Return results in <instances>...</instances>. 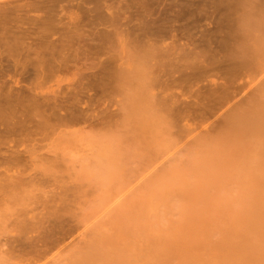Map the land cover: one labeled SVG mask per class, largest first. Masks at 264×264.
Masks as SVG:
<instances>
[{"label":"rangeland","instance_id":"1","mask_svg":"<svg viewBox=\"0 0 264 264\" xmlns=\"http://www.w3.org/2000/svg\"><path fill=\"white\" fill-rule=\"evenodd\" d=\"M43 1L29 17L61 21L48 67L24 46L0 52V264H264V0Z\"/></svg>","mask_w":264,"mask_h":264},{"label":"bare ground","instance_id":"2","mask_svg":"<svg viewBox=\"0 0 264 264\" xmlns=\"http://www.w3.org/2000/svg\"><path fill=\"white\" fill-rule=\"evenodd\" d=\"M2 1V0H1ZM6 1V0H5ZM12 1V0H11ZM11 1L10 2H5V3H0V43L1 44H3L2 46L4 47L3 49L2 48H0V52H3V50L5 49H8V50H6L5 52H3L2 54H5L6 52H9V50H12V51H14L15 49L17 50V48L20 50V47L21 46H24L23 47V49H21L20 51H25L27 54L28 53H30V52H33V53H31V55L33 54V55H35V57L37 58V60H35V57L34 56H32V58L35 60L34 62H35V64L37 65L38 63H43L44 61V59H42L40 56H39V54H41V55H45V53H43L44 51H46V50H48V49H52L51 51H53V49H54V45L56 44V42L54 43V41H51V44H50V40H47V37H49V35L48 34H50V33H48L49 32V30H48V26H51L52 25V27H54L53 26V24H55V26H58L57 24H60V22L58 21V23H57V21H56V23L54 22L55 21V18L52 20V18H53V14H51V9H48V7L47 8H45L44 10H45V14H43V16H40V17H36V18H32V17H29L30 15H28V12L30 11V10H32L34 7V5H35V7H37L36 5H38V4H35V2L36 1H38L40 4H41V2L43 1H41V0H36V1H31V3H24L23 5H19V4H10L11 3ZM41 1V2H40ZM95 1V0H94ZM106 1V0H105ZM115 1H118V0H115ZM142 1V0H141ZM150 1V0H149ZM152 1H155V0H152ZM160 1V0H159ZM158 0L157 1H155V2H159ZM163 1H165V0H163ZM169 1V0H168ZM168 1H166V2H168ZM206 1H208V0H206ZM226 1V3H227V0H225ZM240 1V0H239ZM253 1V0H252ZM256 1V0H255ZM4 2V1H3ZM24 2H26V1H24ZM29 2V1H28ZM44 2V1H43ZM42 2V3H43ZM45 2H46V4L49 2V0H45ZM134 2V1H133ZM138 2V1H137ZM154 2V3H155ZM166 2H164V3H166ZM171 2V1H170ZM169 2V3H170ZM175 2V1H174ZM177 2V1H176ZM176 2H175V4H176ZM194 2V1H193ZM209 2H211V1H209ZM222 2V1H221ZM236 5L234 6V7H237V3L235 2V1H233ZM13 3V2H12ZM109 2H107L106 4H108ZM135 3V2H134ZM144 3H146L145 1H144ZM150 3V2H149ZM161 2H159V4H160ZM169 3H167V4H169ZM181 3V2H180ZM190 3V2H189ZM224 3V2H223ZM230 3V2H229ZM232 3V2H231ZM230 3V4H231ZM239 3V2H238ZM95 4H97L96 2H95ZM105 4V5H106ZM123 4H127V3H123ZM147 4H148V0H147ZM145 5V6H148V5ZM158 4V3H157ZM171 4H173V1H172V3ZM186 4H188L187 2L186 3H184V7L185 8H187V11H188V7H186ZM191 4V3H190ZM190 4H188V5H190ZM210 4H212V3H210ZM256 4H258V3H256ZM8 5H12V7H7ZM17 5V6H16ZM45 5V4H44ZM108 5H110V3L108 4ZM120 5V4H119ZM122 5V4H121ZM149 5H153L152 3L151 4H149ZM163 5H165V4H163ZM178 5V4H177ZM182 5V4H181ZM180 5V6H181ZM232 5V4H231ZM39 6V5H38ZM41 6V5H40ZM43 6V5H42ZM129 6V5H128ZM162 6V5H161ZM171 6V8L173 7V5H170ZM207 6V5H206ZM33 7V8H32ZM93 7V6H92ZM98 7V6H97ZM106 7H108V6H106ZM122 7H123V5H122ZM142 7H144V6H142ZM150 7H152V6H150ZM165 7H168L167 5L165 6ZM176 6L174 5V8H175ZM190 8H191V6H189ZM201 7V6H200ZM216 7V6H215ZM228 7H230V5L228 6ZM234 7H232V8H234ZM39 7H37V9H38ZM50 8H51V6H50ZM105 8V7H104ZM124 8H126V6L124 7ZM134 8V7H133ZM169 8V7H168ZM177 8V7H176ZM205 8H207V7H205ZM208 8H210V7H208ZM35 9V8H34ZM40 9H42V8H40ZM47 9H48V11H47ZM116 10H118L117 8H115ZM154 9H155V6H154ZM160 9H161V7H160ZM204 9V8H203ZM91 10V9H90ZM109 10V9H108ZM115 10V11H116ZM130 10V9H129ZM134 10V9H133ZM152 10V9H151ZM176 10V9H175ZM185 10V9H184ZM190 10V9H189ZM193 10V9H192ZM250 10V9H249ZM248 10V11H249ZM253 10V9H252ZM109 11H111V10H109ZM135 11H136V13H137V11L138 10H136L135 9ZM146 11V10H145ZM172 11H174V10H172ZM171 11V12H172ZM178 11H180V10H178ZM181 11H183V10H181ZM186 11V12H187ZM251 11V10H250ZM255 11V10H254ZM253 11V12H254ZM44 12V11H43ZM53 12V11H52ZM89 12H92V11H89ZM95 12L96 11H94L93 13L95 14ZM119 12V11H118ZM256 12V11H255ZM106 13H108V12H106ZM138 13H140V12H138ZM143 13H146V12H143ZM175 13H179V12H176L175 11ZM181 13V12H180ZM192 13V12H191ZM228 13H230V12H228ZM100 14V13H99ZM98 14V15H99ZM114 14V13H113ZM112 14V15H113ZM150 14V13H149ZM148 13H146V15L145 16H147L148 17V15H149ZM166 14V13H165ZM171 14V13H170ZM184 14H186V13H184ZM189 14V13H188ZM97 15V14H96ZM102 15V14H101ZM108 15H110V14H108ZM117 15H119V14H117ZM137 15V14H136ZM153 15V14H152ZM174 15V14H173ZM179 14H177V16H178ZM198 15V14H197ZM103 17L104 16H106V15H102ZM143 16V15H142ZM155 16V15H154ZM166 16H168L167 14H166ZM196 15H194V17H195ZM208 16V15H207ZM211 16V15H210ZM246 16H249V18H246V19H250V17H252V16H250V14H247ZM253 16H255V15H253ZM56 17V16H55ZM112 18H113V16H111ZM116 17H118V16H116ZM136 17V16H135ZM140 17V16H139ZM149 17H152V16H149ZM199 17V16H198ZM228 17V16H227ZM104 18H106V17H104ZM108 18V17H107ZM111 18V19H112ZM137 18V17H136ZM231 18V17H230ZM255 18H257V17H255ZM255 18H251V19H255ZM109 19V18H108ZM119 20H116V18L114 19L115 21H121L120 20V18H118ZM124 19V18H123ZM127 19V18H126ZM148 19V18H147ZM156 19V18H155ZM187 19V21H189L188 20V18H186ZM191 19H193V18H191ZM218 19H219V17H218ZM250 19V20H251ZM57 20V19H56ZM74 20V19H73ZM128 20V19H127ZM127 20H125V22L127 21ZM153 20V19H152ZM158 20V19H157ZM169 20V19H168ZM193 20H195V19H193ZM198 20V19H197ZM220 20V19H219ZM226 20V19H225ZM231 20V19H230ZM256 20V19H255ZM72 21V20H71ZM106 21V20H105ZM131 21L132 20H130V22H128L127 21V23H130V24H132L131 23ZM134 21V20H133ZM132 21V22H133ZM138 21V20H137ZM160 21V20H159ZM52 22H54L53 24H51L50 25V23H52ZM93 24H94V22L93 21H91ZM95 22H96V20H95ZM183 21H181V23H182ZM228 22V21H227ZM252 22V21H251ZM23 23H25V24H27L28 26H30L31 25V30H32V28H35V31L33 30V33L30 31V33L28 32V33H25L26 31H28V30H26V29H24V30H22V28H24V27H22V25L24 26L25 24H23ZM106 23V22H105ZM112 23V22H111ZM127 23H126V25H127ZM134 23H135V21H134ZM137 23V22H136ZM136 23H135V25H136ZM140 23V22H139ZM158 23V22H157ZM176 22L174 21V24H175ZM180 23V24H181ZM189 23H191V22H189ZM198 23V22H197ZM229 23V22H228ZM70 24V23H69ZM91 24V23H90ZM97 24V23H96ZM123 24V23H122ZM156 24V23H155ZM192 24V23H191ZM230 24V23H229ZM26 25V26H27ZM62 25H64V24H61V26ZM66 25V24H65ZM64 25V26H65ZM75 25H77V24H74V26ZM89 25V24H88ZM107 25H109V26H111L110 25V23L109 24H106V27H107ZM117 25V24H116ZM119 25V24H118ZM132 25H134V24H132ZM134 25V26H135ZM150 25V24H149ZM154 25V24H153ZM193 25V24H192ZM198 25H199V23H198ZM64 26H63V28H64ZM74 26H69V27H71V28H74ZM155 26V25H154ZM172 26V25H171ZM174 26V25H173ZM182 26V25H181ZM252 26V25H251ZM127 27V26H126ZM131 27H133V26H131ZM148 27V26H147ZM38 28V29H37ZM115 28V27H114ZM129 28V27H128ZM134 28V27H133ZM135 28H137V26H135ZM133 29V30H135V31H137L136 29ZM159 28V27H158ZM168 28V27H167ZM166 28V29H167ZM181 28H183V27H181ZM180 28V29H181ZM253 28V27H252ZM27 29H29V28H27ZM37 29V30H36ZM75 29V28H74ZM112 29V28H111ZM123 29V28H122ZM141 29V28H140ZM140 29H138V32H139V30ZM179 29V28H178ZM24 31V32H22V31ZM26 30V31H25ZM83 30V29H82ZM108 30H110L109 28L107 29V31ZM131 30H132V28H131ZM132 30V31H133ZM154 30V29H153ZM159 30V29H158ZM182 30V29H181ZM227 30H230V29H227ZM232 30V29H231ZM38 31V32H37ZM115 31H116V29H115ZM114 31V32H115ZM147 30H145V32H146ZM161 31H165L166 32V30H161ZM171 32L173 31L174 33H175V31H177V30H170ZM183 31V30H182ZM234 31V30H233ZM61 32V31H60ZM65 32V31H64ZM70 32V31H69ZM74 32H76V33H79V32H77V30H75ZM73 31H71V34H70V36L68 37L67 36V38H71L72 36H74V37H76L75 35H76V33H74ZM91 32V31H90ZM108 32H110V31H108ZM114 32H113V34H114ZM120 32H121V30H120ZM122 32H124L123 33V36L121 37L122 39H124L123 37H124V34H125V30L124 31H122ZM172 32V33H173ZM191 32V31H190ZM194 32H195V30H194ZM193 32V33H194ZM197 32H198V30H196V34H197ZM200 32H201V30H200ZM199 32V33H200ZM48 33V34H47ZM53 33V32H52ZM55 33V32H54ZM74 33V34H73ZM101 33V32H100ZM103 33V32H102ZM105 33V32H104ZM116 33H117V31H116ZM130 33V32H129ZM132 33V32H131ZM141 33H143V32H141ZM229 33V32H228ZM231 33V32H230ZM235 33V32H234ZM31 34V35H30ZM55 34H57V36H58V33H55ZM64 34H66V33H64ZM97 34V33H96ZM106 34H107V32H106ZM128 34V33H127ZM135 34V33H134ZM134 34H133V36H134ZM155 34H157V33H155ZM162 34V33H161ZM176 34V33H175ZM195 34V33H194ZM193 34V35H194ZM202 34H206L205 32H203ZM232 34V33H231ZM48 35V36H47ZM62 35V34H61ZM115 35V34H114ZM121 35V34H120ZM131 35V34H130ZM137 35H139L138 33H137ZM142 35V34H141ZM147 34H145V38L146 37H148V35L146 36ZM159 37H161V35L160 34H157ZM171 35V34H170ZM174 35V34H173ZM177 35V34H176ZM176 35L175 36H172L173 37V39L176 37ZM179 35V34H178ZM177 35V36H178ZM181 35V34H180ZM210 35H212V34H210ZM51 36V35H50ZM128 36V35H127ZM153 36H156V35H153ZM164 36L166 37L167 36V38H168V34H166V35H163L161 38H164ZM182 36L183 37H185L184 36V34H182ZM186 36H188V34L186 35ZM195 36V35H194ZM197 36V35H196ZM201 36V35H200ZM229 36H231V35H229ZM81 37V36H80ZM98 37V36H97ZM102 38H103V36H101ZM105 37V36H104ZM130 37V36H129ZM128 37V38H129ZM142 37H144V36H142ZM141 37V38H142ZM172 37L170 36V40H173L172 39ZM178 37H180V36H178ZM236 37V36H235ZM258 37V36H257ZM260 37V36H259ZM258 37V38H259ZM73 38V37H72ZM77 39H78V37H76ZM115 38H116V36H115ZM119 38H120V36H119ZM119 38H116L115 40H116V43H117V41H118V39ZM139 37H136V41H137V39H138ZM151 38V36H149V39ZM155 38V37H154ZM154 38H152V39H154ZM186 38L187 37H185V40H186ZM25 39H31V40H28L29 42L30 41H32V43H34V45L35 46H37V48L35 47V46H33V47H35V48H32L30 45H31V43H30V45H28V44H26L27 42V40L25 41ZM65 38H63V40H64ZM74 39V38H73ZM90 39V38H89ZM144 39V38H143ZM143 39H141V40H143ZM151 39V40H152ZM160 39V38H159ZM158 38H157V40H159ZM166 39V38H165ZM164 39V40H165ZM179 39H182L181 37L179 38ZM199 39H200V37H199ZM201 39H203V38H201ZM229 39V38H228ZM232 39V38H231ZM234 39V38H233ZM259 39H261V38H259ZM63 40H61V41H63ZM75 40V39H74ZM81 40V39H80ZM120 40V39H119ZM134 40V39H133ZM147 41H148V39H146ZM155 40V39H154ZM153 40V41H154ZM156 40V41H157ZM168 40V39H167ZM176 40H178L177 38H176ZM196 40V39H195ZM203 40H205V39H203ZM223 40V39H222ZM48 41V42H47ZM59 41V40H58ZM60 41V43H62ZM69 41H73L72 39L71 40H69ZM77 41V40H76ZM135 41V42H136ZM150 41V40H149ZM148 41V42H149ZM163 40L162 39H160V41L159 42H162ZM197 41V40H196ZM198 41H200V40H198ZM231 41V40H230ZM21 42L24 44H21ZM53 42V43H52ZM121 42V41H120ZM125 42V41H124ZM134 42V43H135ZM138 42H140V41H138ZM143 42V41H142ZM151 42V41H150ZM155 42V41H154ZM173 42H175V40H173ZM192 42H194V41H192ZM204 42V41H203ZM220 42H221V40H220ZM224 42H225V40H224ZM73 43V42H72ZM72 43H70V44H72ZM102 43V42H101ZM115 43V44H116ZM144 43V42H143ZM165 43V42H164ZM168 43H170V42H168ZM179 43V42H178ZM195 43V42H194ZM225 43H227V42H225ZM232 43V42H231ZM237 43V42H236ZM25 44H26V46H25ZM49 44V45H48ZM67 44V43H66ZM94 44H96V43H94ZM93 44V45H94ZM119 44V43H118ZM122 44V43H121ZM121 44H119V46L121 47ZM125 44V43H124ZM144 44H146V43H144ZM151 44V43H150ZM155 44H156V42H155ZM154 44V45H155ZM187 44H189V43H187ZM198 44H200V43H198ZM58 45V44H57ZM100 45H102V44H100ZM104 45V44H103ZM135 45V44H134ZM154 45H152L151 47H153ZM165 45V44H164ZM171 45V44H170ZM175 44L173 43V46H174ZM227 45V44H226ZM232 45H234V44H232ZM1 46V45H0ZM28 46V47H27ZM61 46V45H60ZM98 47H99V45H97ZM107 46V45H106ZM123 46V45H122ZM137 46V45H136ZM135 46V47H136ZM156 46V45H155ZM205 47L206 46H208V43H207V45H204ZM25 47H27V48H25ZM50 47H52V48H50ZM59 47V46H58ZM77 48L79 47V46H76ZM97 47V48H98ZM108 47V46H107ZM123 47H126L125 45L123 46ZM128 47V46H127ZM133 48V49H131V50H135V49H137V48ZM138 47H140V45L138 46ZM150 47V48H151ZM157 47V46H156ZM201 47H202V45H201ZM22 48V47H21ZM129 48V47H128ZM148 48V47H147ZM149 48V49H150ZM160 48V47H159ZM164 48V47H163ZM167 48V47H166ZM173 48V47H172ZM194 49L195 48H197L196 46L195 47H193ZM236 48H238V46L236 47ZM57 50H58V48H56ZM78 49H82V47H79ZM101 49H102V47H101ZM104 49V48H103ZM110 49V48H109ZM148 49V50H149ZM152 50H153V48H151ZM155 49V48H154ZM171 49V48H170ZM231 49V48H230ZM16 50H15V52H12V53H14V54H16L17 55V52H19V51H17L16 52ZM130 50V48L128 49V51L130 52L131 51ZM147 50V49H146ZM151 50V51H152ZM161 50H163V49H161L160 48V54H163V53H161ZM164 50H165V48H164ZM192 51H193V49H191ZM212 50V49H211ZM229 50V49H228ZM23 51V52H24ZM49 51V50H48ZM56 51V50H55ZM77 51H80V50H77ZM83 51V50H82ZM109 51V50H108ZM140 51H144V50H141L140 49ZM158 51V50H157ZM167 51H169V50H167ZM177 51H179L178 49H177ZM182 51V50H181ZM218 51V50H217ZM216 51V52H217ZM237 51H238V49H237ZM244 52H246L245 50H243ZM249 51V50H248ZM247 51V52H248ZM50 52V51H49ZM60 52V51H59ZM134 53H141V55L143 54L142 52H136V51H133ZM146 51H144V53H145ZM148 52V51H147ZM159 52V51H158ZM194 52H196L195 50H194ZM242 51H238V53H239V59H237V61H241V62H243L242 60H243V58H242V55L240 54ZM21 53V55H22V52H20ZM43 53V54H42ZM53 53H55V52H53ZM150 53V52H149ZM151 53H153V52H151ZM155 53H157V52H155ZM154 53V54H155ZM172 53H175V52H172ZM14 54H13V56H14ZM25 54V53H24ZM23 54V55H24ZM82 54V53H81ZM135 54V55H136ZM178 54V53H177ZM229 54H231L230 56H232V53H229ZM234 54H235V52H234ZM1 55V54H0ZM10 55V54H9ZM19 55V54H18ZM29 55V54H28ZM58 55V54H57ZM152 55L153 54H151V55H148V54H143V56H144V60H145V57H148L147 59H151V58H153L152 57ZM159 55V54H158ZM164 55H166V54H164ZM237 55V54H236ZM20 56V55H19ZM18 56V57H19ZM26 56V55H25ZM60 56V55H59ZM127 56V55H126ZM139 56V55H138ZM149 56H151V57H149ZM155 56V55H154ZM229 56V55H228ZM6 57H8V56H6ZM11 57V56H10ZM9 57V58H10ZM50 56H48V58H49ZM52 57H55L54 55L52 56ZM142 57V56H141ZM140 57V58H141ZM160 57V56H159ZM168 57H170L169 59L170 60H172L171 59V57H173V56H168ZM44 58V57H43ZM46 58V57H45ZM59 58V57H58ZM110 58V57H109ZM127 58V57H126ZM132 58H133V56H132ZM166 58V57H165ZM210 58H211V56H210ZM242 58V59H241ZM14 59V58H13ZM19 59V58H18ZM22 59V58H21ZM23 59H25V57H23ZM53 59V58H52ZM55 59V58H54ZM154 59H155V57H154ZM154 59H152V60H154ZM167 59V58H166ZM209 59V58H208ZM212 59V58H211ZM230 59V58H229ZM232 59H233V57H232ZM231 59V60H232ZM5 60H7V59H5ZM12 60V59H11ZM10 60V61H11ZM29 60V59H28ZM48 60V59H47ZM61 60V59H60ZM124 60V59H123ZM133 60H135L134 58H133ZM218 60H220V59H218ZM225 60H228V59H225ZM13 61H15V60H13ZM22 61V60H21ZM42 61V62H41ZM46 61V60H45ZM62 61V60H61ZM130 61H131V59H130ZM135 61H137V60H135ZM154 61H156V59L154 60ZM175 61V60H174ZM216 61V60H215ZM223 61V60H222ZM235 63H234V62ZM237 61H235V59H233L232 61H227V63L228 62H230V65L232 64V66L233 67H235L234 66V64L238 67L239 66V64L241 63V62H237ZM12 62V61H11ZM18 62V61H17ZM23 62V61H22ZM25 62H27V61H25ZM33 62V63H34ZM50 62H52L51 60H50ZM55 62H57V61H55ZM59 62V61H58ZM64 62V61H63ZM126 62H127V60H126ZM139 62H140V59H139V61H137L136 62V65H139ZM144 62V61H143ZM142 62V63H143ZM146 62V61H145ZM150 62V61H149ZM232 62V63H231ZM33 63H31V64H33ZM60 63V62H59ZM109 63V62H108ZM152 62H150L149 63V65H147V63H143L144 65H147V66H149L150 67V64H151ZM170 63H174V62H170ZM215 63H217V62H215ZM223 63H225V62H223ZM223 63H221V64H223ZM237 63H238V65H237ZM244 63H245V61H244ZM15 64V63H14ZM18 64V63H17ZM20 64V63H19ZM23 64H25V63H23ZM29 64V63H28ZM48 64H50V63H48ZM53 64H55V63H53ZM52 64V65H53ZM121 64V63H120ZM124 64H126L124 67H126L127 66V63H124ZM177 64H178V62H177ZM56 65V64H55ZM130 65V64H129ZM131 65H135V64H131ZM144 65H142V66H144ZM170 65H172V64H170ZM188 65V64H187ZM190 66H191V64H189ZM193 65H195L194 63H193ZM202 65V64H201ZM225 65H227L226 63H225ZM243 65H245V64H240V68H241V70H242V68H244V66ZM19 66V65H18ZM30 66V65H29ZM33 66H34V64H33ZM33 66H32V68H33ZM42 66H45V62L42 64ZM40 67V70L41 69H43L44 67ZM50 66V65H49ZM108 66H111V65H108ZM153 66V65H152ZM200 66V65H199ZM198 66V67H199ZM212 66V65H211ZM210 66V67H211ZM219 66H221V65H219ZM241 66H243V67H241ZM14 67V66H13ZM37 67H39V66H37ZM36 67V68H37ZM45 67H48V65L47 66H45ZM54 67H56V66H54ZM145 67V66H144ZM153 67H155V66H153ZM188 66H186V68H187ZM192 67H194V66H192ZM230 67V66H229ZM237 67H235V68H237ZM24 68V67H23ZM22 68V69H23ZM102 68V67H101ZM128 68H133V66H129ZM138 68V67H137ZM190 68V67H189ZM195 68H197V67H195ZM202 68V67H201ZM216 67H214V69H215ZM225 68V67H224ZM104 69V68H103ZM107 69V68H106ZM124 69V68H123ZM135 69V68H134ZM134 69H132V71L134 70ZM148 69H150V68H148ZM177 69H178V66H177ZM230 69H232V68H230ZM234 69V68H233ZM37 70H38V68H37ZM39 70V71H40ZM109 70H110V68H109ZM119 70V69H118ZM126 70V69H125ZM128 70V69H127ZM126 70V71H127ZM143 70V68L141 69V67H140V69L138 70V71H141V72H143L142 71ZM179 70V69H178ZM202 70V69H201ZM204 70V69H203ZM220 70V69H219ZM238 70V69H237ZM240 69H239V71H241ZM244 70V69H243ZM54 71V70H53ZM101 71H103V70H101ZM123 71V70H122ZM192 71V70H191ZM199 71H200V69H199ZM218 71V70H217ZM236 71V70H235ZM103 72H105V71H103ZM121 72V71H120ZM228 72V71H227ZM226 72V73H227ZM238 72V71H237ZM34 73V72H33ZM35 73H37V72H35ZM101 73V72H100ZM132 73V72H131ZM231 73V72H230ZM39 74V73H38ZM98 74V73H97ZM102 74V73H101ZM105 74H107V72L105 73ZM126 75H128L129 77L130 76H133V74H130L129 72L128 73H125ZM130 74V75H129ZM143 74H145L144 72L142 73V74H139V73H136V75H141V76H139V77H142V75ZM148 74V73H147ZM147 74H145V75H147ZM216 74V73H215ZM219 74V73H218ZM234 74V73H233ZM238 74H240V72L238 73ZM122 75V74H121ZM121 75H120V77H121ZM151 75V74H150ZM35 76V75H34ZM34 76H33V78H34ZM37 76V75H36ZM43 76H45V75H43ZM100 77H101V75H99ZM107 76V75H106ZM123 76V75H122ZM94 77H95V75H94ZM99 77V78H100ZM105 77V76H104ZM145 77V76H144ZM144 77H142V79L144 78ZM147 77H149L148 75H147ZM230 77H231V75H230ZM229 76H228V79L230 78ZM232 77H234V76H232ZM236 77V76H235ZM102 78V77H101ZM125 78V77H124ZM150 78V77H149ZM40 79H42V78H40ZM103 79V78H102ZM135 79H137V81H139L138 80V78H137V76H136V78ZM140 80H141V78H139ZM37 80H39V79H37ZM112 80H113V77H112ZM125 80V79H124ZM129 80H130V78H129ZM103 81V80H102ZM121 81H123V79L121 78L119 81H118V83H121ZM126 81H128V78L126 79ZM126 81L125 82H122V83H126ZM134 81V80H133ZM132 81V83H135V82H133ZM146 81V80H145ZM148 81V80H147ZM152 81H154V79H152L151 80V82ZM35 82H36V79H35ZM104 82V81H103ZM102 82V83H103ZM111 83V82H110ZM115 83V82H114ZM128 83V82H127ZM146 83H150V82H146ZM153 83V82H152ZM116 84V83H115ZM129 84V83H128ZM224 84V83H223ZM36 85V84H35ZM105 85H109V84H105ZM117 85V84H116ZM119 85V84H118ZM117 85V86H118ZM144 85V84H143ZM177 85V84H176ZM104 86V85H103ZM223 86V85H222ZM105 87V86H104ZM120 87H121V85H120ZM124 87H130L129 85H125V84H122V88H124ZM224 87V86H223ZM226 87H229V86H226ZM30 88H33V87H30ZM29 88V89H30ZM34 88H36V87H34ZM230 88V87H229ZM127 89H129V88H127ZM222 89V88H221ZM225 89V88H224ZM227 89V88H226ZM146 92H147V90H145ZM219 91V90H218ZM148 92H151L152 93V91H151V89H149V91ZM224 92V94L226 93L225 91H222V93ZM32 93V92H31ZM27 94V93H26ZM25 94V95H26ZM34 94V93H33ZM35 94H37V93H35ZM34 94V95H35ZM41 94V93H40ZM217 94V93H216ZM228 94H231V93H229L228 92ZM147 95H149V96H151L150 94H148L147 93ZM225 95H227V94H225ZM24 96V95H23ZM23 96H21L22 98L20 99V100H25V99H23ZM33 96V95H32ZM42 96V95H41ZM156 96H158V94H156ZM160 96V95H159ZM159 96L157 97V98H159ZM222 96V95H221ZM232 96V95H231ZM8 98V97H7ZM17 98H19V96L17 97ZM38 98H40V97H38ZM33 99V98H32ZM32 99H30L31 101H32ZM19 100V99H18ZM28 100V99H27ZM30 100H28V102L30 101ZM34 100V99H33ZM44 100V99H43ZM135 100V99H134ZM151 100V99H150ZM223 100V99H222ZM6 101H8V100H6ZM12 101V100H11ZM153 101V100H152ZM3 102V101H2ZM17 102V101H16ZM33 102V101H32ZM5 103V102H4ZM4 103H1V104H4ZM17 103H19V101L17 102ZM20 103H22V101H20ZM30 103V102H29ZM34 104L36 103V102H33ZM136 103V102H135ZM134 103V104H135ZM142 104H143V102H141ZM220 103V102H219ZM7 104H10V102H8ZM6 103H5V105L4 106H6L7 105ZM39 104V103H38ZM38 104H36V105H38ZM41 104L43 105V102H41ZM138 104H140V103H138ZM141 104V105H142ZM146 104H148L147 102H146ZM145 104V105H146ZM17 105V104H16ZM21 105V104H20ZM30 105V104H29ZM140 105V106H141ZM151 105H152V103H151ZM155 105V104H154ZM4 106L3 105H1V108L3 107L4 108ZM13 106V105H12ZM12 106H10V107H12ZM18 106V105H17ZM24 106V105H23ZM22 106V107H23ZM153 106V105H152ZM7 107V106H6ZM14 107V106H13ZM39 107V106H38ZM42 107V106H41ZM44 107V106H43ZM141 107H144V106H141ZM146 107V106H145ZM144 107V108H145ZM31 108V107H30ZM32 108H33V106H32ZM52 108H53V106H52ZM144 108H142V110L144 111ZM148 108V107H147ZM6 110H8L7 108H5ZM13 109V108H12ZM140 109V108H139ZM150 109V108H149ZM14 110V109H13ZM30 110V109H29ZM141 110V109H140ZM147 110V109H146ZM151 110V109H150ZM24 111V113H25V110H23ZM43 111V110H42ZM6 112V111H5ZM13 112V111H12ZM40 112H41V110H40ZM145 113H146V111H144ZM151 112H152V110H151ZM35 113V112H34ZM37 113H39V112H37ZM36 113V114H37ZM43 113V112H42ZM45 113V112H44ZM150 113V112H149ZM152 113H154V112H152ZM151 113V114H152ZM9 114V113H8ZM29 114L31 115V114H33V113H30V111H29ZM35 115V114H34ZM34 115H33V117H34ZM147 115V114H146ZM149 115V114H148ZM11 116V115H10ZM37 115H35V117H36ZM14 117V116H13ZM27 117V116H26ZM44 117V115H42L41 116V118H39V117H37V118H39V120H38V123H37V126L36 127H38V125L39 126H41V125H44V123H46L44 120H46V119H44L43 118ZM148 117V116H147ZM151 117H153V116H151ZM155 117V116H154ZM48 118V117H47ZM22 119H24V118H22ZM22 119H20V120H22ZM41 119H44V120H41ZM25 120H27V119H25ZM29 121V120H28ZM30 121H32V120H30ZM34 121V120H33ZM17 122V121H16ZM18 122H20V121H18ZM36 122H37V120H36ZM40 123H42V124H40ZM19 124V123H18ZM36 124V123H35ZM253 124V123H252ZM251 124V125H252ZM24 125V124H23ZM258 125V124H257ZM18 126V125H17ZM19 127V126H18ZM45 127H46V125H45ZM250 127V126H249ZM249 127H247V128H249ZM250 129V128H249ZM28 129H26V131H27ZM26 131H24V132H26ZM28 132V131H27ZM37 132V131H36ZM34 133H35V130H34ZM38 134V133H37ZM41 134V133H40ZM39 134V135H40ZM1 159V158H0ZM6 159H8V157L6 158ZM1 162H2V160H1ZM3 163V162H2ZM1 163V164H2ZM15 163V162H14ZM9 164V163H8ZM12 165V164H11ZM15 165V164H14ZM13 165V166H14ZM1 168V167H0ZM5 168V167H4ZM7 169V168H6ZM5 172H7L8 170H4ZM12 173H10V174H5V175H11ZM13 174H16V173H13ZM20 175V174H19ZM14 176V175H13ZM8 177V176H7ZM9 179V178H8ZM5 185V184H4ZM1 186V185H0ZM6 186V185H5ZM2 190V189H1ZM56 209H60V208H56ZM257 210L258 209H256V213L255 214H257ZM253 213V212H252ZM263 213H261V215H262ZM260 215V214H259ZM259 215H257V216H259ZM257 216L255 215V217L257 218ZM261 218L263 217V216H260ZM253 217H251L250 219H252ZM260 218V219H261ZM24 219H25V216H24ZM259 219V220H260ZM249 221V220H248ZM251 221H254V220H251ZM262 221H264V220H261L260 222L262 223ZM247 223V222H246ZM249 223V222H248ZM22 223H20V225H21ZM28 224V223H27ZM250 225V224H249ZM249 225H248V227H249ZM253 225V224H252ZM259 225V224H258ZM257 225V226H258ZM261 225V224H260ZM263 225V224H262ZM22 226V225H21ZM251 227V226H250ZM254 228H255V225H254ZM262 229H263V227H261ZM258 229V228H257ZM260 229V228H259ZM251 230V229H250ZM253 230H255V229H253ZM261 230V229H260ZM257 232V231H256ZM264 232V231H263ZM251 233H253V232H251ZM261 233V232H260ZM260 233H258V234H260ZM254 234V233H253ZM252 235V234H251ZM250 236V235H249ZM257 236V235H256ZM251 237L252 236H250L249 238L251 239ZM257 237H259V236H257ZM256 237V238H257ZM247 238V237H246ZM254 238V237H253ZM246 240V239H245ZM247 240H249V239H247ZM258 240H259V238H258ZM260 240H263V239H260ZM257 241V240H256ZM248 243V242H247ZM256 243V242H255ZM258 243V242H257ZM242 244V243H241ZM249 244L250 245H252L250 242H249ZM264 244V243H263ZM254 245V244H253ZM252 245V249H257L258 247H256L257 246V244H255L256 246L254 247ZM263 246V245H262ZM249 249H251V248H249ZM258 249H260V247L258 248ZM262 251H264V248H263V250H259V252H262ZM247 252V253H246ZM245 253H246V257H248V255H250V254H248V251H246ZM255 252V251H254ZM258 252V253H259ZM251 253V252H250ZM257 253V254H258ZM254 255V254H253ZM257 256H262V254H259V255H257ZM253 257V256H252ZM263 257V256H262ZM247 259H249V258H247ZM259 259V258H258ZM262 261V260H261ZM254 262V261H253ZM258 262H260V261H257V263ZM251 263V262H250ZM256 263V262H255ZM253 264V263H252Z\"/></svg>","mask_w":264,"mask_h":264}]
</instances>
